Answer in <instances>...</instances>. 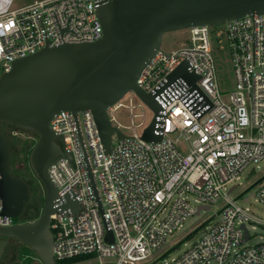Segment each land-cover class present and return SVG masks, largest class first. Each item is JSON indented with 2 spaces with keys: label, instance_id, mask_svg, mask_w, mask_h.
<instances>
[{
  "label": "built area",
  "instance_id": "built-area-1",
  "mask_svg": "<svg viewBox=\"0 0 264 264\" xmlns=\"http://www.w3.org/2000/svg\"><path fill=\"white\" fill-rule=\"evenodd\" d=\"M13 2L0 0V76L16 59L47 44L91 42L103 35L99 0H36L18 8ZM220 25L234 75L230 92L220 82L209 24L186 28L180 46L157 50L138 76V86L161 106L153 116L161 140L143 138L149 124L137 131L143 120L134 118L144 111L136 110L146 103L134 90V97L125 101L128 91L107 110L124 134H112L119 140L109 152L90 109L53 114L50 127L61 141V153L48 166L58 187L56 205L66 203L67 195L79 202L75 212L69 206L51 214L56 262L87 256L99 264H153V251L190 215L221 201L218 219L196 228L200 234L192 244L159 264H264V241L251 244L248 228L264 226V216L246 205L253 197L264 204V179L243 203L232 196L242 172L264 159V12ZM184 61L199 76L195 86L182 77L169 80ZM120 109L131 125L118 121ZM1 211L0 198V225L16 223Z\"/></svg>",
  "mask_w": 264,
  "mask_h": 264
},
{
  "label": "water",
  "instance_id": "water-1",
  "mask_svg": "<svg viewBox=\"0 0 264 264\" xmlns=\"http://www.w3.org/2000/svg\"><path fill=\"white\" fill-rule=\"evenodd\" d=\"M98 16L103 35L91 42L47 44L35 53L16 59L0 76V123L33 130L38 139L29 154L30 167L43 186L45 201L38 218L0 225V263L8 243L20 240L30 246L42 264H56L51 214L58 207L77 211L79 202L56 205L58 187L48 166L61 148L50 127L53 114L68 109L74 114L90 109L103 146L111 150L112 134H124L111 124L108 108L128 91L136 94L155 112V95L142 90L137 79L147 62L161 48L165 32L195 25H220L248 13L264 12V0H99ZM184 61L169 80L184 78L195 86L198 74ZM156 116L143 131L146 140L159 141ZM89 172L93 180L92 173ZM0 198L4 215L19 217L30 199L29 184L11 172V144L0 128ZM245 239L249 234L245 225Z\"/></svg>",
  "mask_w": 264,
  "mask_h": 264
},
{
  "label": "rangeland",
  "instance_id": "rangeland-1",
  "mask_svg": "<svg viewBox=\"0 0 264 264\" xmlns=\"http://www.w3.org/2000/svg\"><path fill=\"white\" fill-rule=\"evenodd\" d=\"M36 0H14L13 8H18L27 4H30ZM222 25H212L210 26V39L211 44L214 49L215 56L218 61L219 67V78L222 84V87L230 92L235 88L234 75L232 72V62L229 55L228 43L226 38L221 33L218 34V31L222 29ZM188 29H177L173 31H168L163 34L161 48L165 50H173L180 46L181 42L185 40L186 33ZM134 93L130 91L125 95V101H128L130 96L134 97ZM227 99V96L225 97ZM144 117H135L134 123H138L143 120V125L136 127L138 132H141L143 127L149 124L154 116V111L147 106L143 105V109H137L136 112H143ZM116 118L123 125H131L132 121L130 120L128 114L124 109H120L115 113ZM116 123V121H114ZM125 132L132 133L131 128L121 127ZM21 139L25 137V132L18 134ZM119 138L113 136V144L117 143ZM19 165V164H18ZM264 179V159L258 163L250 164L241 174L240 178L236 183H239L238 187L232 191V196L237 197L239 202L243 203V197H247L250 193L256 191L258 184ZM31 182L34 183L35 178L31 177ZM36 184V183H34ZM191 202L195 205L198 203L191 198ZM222 202L219 201L214 203L210 209H203L200 213H194L190 215L184 223L177 229L175 232L170 235L166 241V244L159 250H154L152 253V262L153 264H159L161 260L170 259L173 256H176L183 252L195 238L200 234L199 231H194L196 228L200 227L203 223H209L215 219H218V214H216L221 206ZM246 205L258 216H264V204L253 197L249 203ZM251 233V244H256L258 242L264 241V226L257 225L256 228H252L251 225L248 226ZM194 231V232H193ZM24 249H29L25 245L21 244H11L7 247L1 262L11 263L18 262L21 260V252ZM163 255V257H162ZM57 264V263H56ZM66 264H99L97 258L92 257H83L78 261L66 263ZM204 264V263H198Z\"/></svg>",
  "mask_w": 264,
  "mask_h": 264
},
{
  "label": "trees",
  "instance_id": "trees-1",
  "mask_svg": "<svg viewBox=\"0 0 264 264\" xmlns=\"http://www.w3.org/2000/svg\"><path fill=\"white\" fill-rule=\"evenodd\" d=\"M5 123H0V128L3 130ZM28 151L25 153L24 160L26 163H28ZM16 162L11 161V172L14 175L20 176L25 179V181L29 184L28 179L25 177V172L23 170H20L18 167L14 166ZM36 178V176H35ZM37 179V178H36ZM38 180V179H37ZM29 187L31 189V198L27 202L22 214L15 218V222H28L33 221L36 218L39 217L43 210L44 201H45V193L43 188L39 187L37 184L31 183L29 184ZM27 246L29 249H24L21 252V260L18 262H11V263H5L1 262L0 264H42L39 260L36 252L27 244H23ZM87 257V256H79V257H73L68 258L64 260H59L56 263L57 264H66L78 261L79 259Z\"/></svg>",
  "mask_w": 264,
  "mask_h": 264
},
{
  "label": "flooded vegetation",
  "instance_id": "flooded-vegetation-1",
  "mask_svg": "<svg viewBox=\"0 0 264 264\" xmlns=\"http://www.w3.org/2000/svg\"><path fill=\"white\" fill-rule=\"evenodd\" d=\"M3 132L7 135V137L10 140L11 144V161L16 162L14 166L18 167L20 170H23L25 172V177L28 179V182L30 184L31 182V177L35 178V175L30 167L29 164V154L31 151V148L34 146L35 142L38 139V135L35 131L17 127L14 125H9L6 124L3 127ZM25 132V137L21 139L18 134H22ZM57 144L61 146V141L58 139ZM28 151V163L25 162L24 156L25 153ZM19 164V165H18ZM24 179V178H23ZM25 180V179H24ZM34 183H36L39 187L43 188L42 184L35 178ZM32 183V182H31ZM31 191V189H30ZM31 198V196H30ZM30 200V199H29ZM21 244L23 245L24 243L20 240H14L11 243H8L6 246V249L9 245L11 244ZM5 249V251H6ZM5 253V252H4ZM3 253V255H4Z\"/></svg>",
  "mask_w": 264,
  "mask_h": 264
}]
</instances>
